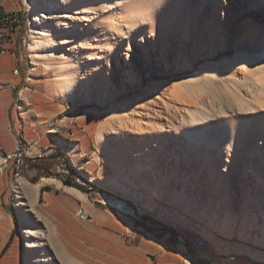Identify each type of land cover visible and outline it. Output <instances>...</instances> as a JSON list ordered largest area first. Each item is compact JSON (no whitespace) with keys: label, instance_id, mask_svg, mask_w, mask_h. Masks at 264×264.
Instances as JSON below:
<instances>
[{"label":"rangeland","instance_id":"rangeland-1","mask_svg":"<svg viewBox=\"0 0 264 264\" xmlns=\"http://www.w3.org/2000/svg\"><path fill=\"white\" fill-rule=\"evenodd\" d=\"M75 6L89 9L90 26L80 24L79 35L71 27L66 45L48 37L36 59L27 49L31 12L24 0L15 7L26 25L8 36L27 56L28 78L63 114L78 116L64 130L77 152L72 165H81L75 168L89 181L94 201H125L144 230L141 223L179 232V264H264V111L257 107L264 105V90L255 84L264 74V0H70L68 7ZM56 47L64 53L60 60L48 55ZM1 55L9 67L11 57ZM58 154L51 169L63 172L67 156ZM120 174L142 184L144 201L156 194L151 214L125 195ZM6 175L1 201L17 218L21 264L29 250L25 238L41 243L34 253H47L48 264H75L57 235L27 237L20 230L22 224L47 233L38 213L47 216L18 190L15 197L31 210L22 220ZM31 175L25 176L30 183ZM82 178L76 179L84 183ZM181 235H195L202 245L193 250L189 243L188 253Z\"/></svg>","mask_w":264,"mask_h":264},{"label":"crops","instance_id":"crops-1","mask_svg":"<svg viewBox=\"0 0 264 264\" xmlns=\"http://www.w3.org/2000/svg\"><path fill=\"white\" fill-rule=\"evenodd\" d=\"M7 1L0 0L4 12L19 9L15 7L19 0H14L10 7L5 6ZM8 47L13 53L1 56L11 57L9 67L0 60V153L12 152L19 136L28 154L40 155V159L48 158L53 163L61 153L74 164L72 158L77 156V152L69 144L73 141L66 137L69 132H65L64 127L78 116L70 118V113L63 114V110L59 109L61 105L40 90L34 79L28 78L27 56L11 43ZM17 66L19 74L15 75L13 70ZM52 155L56 157L51 158ZM7 169L0 176L1 190V178L5 173L10 182L9 190L15 181L10 174L11 163ZM30 172L34 175L36 170L26 168L21 175L25 178ZM45 177L41 176L35 183L37 188L33 204L53 224L63 249L75 264H179L183 245L173 241L168 229L146 231L140 224L135 225V221L142 222L135 215L118 213L109 207V203L94 202L91 191L79 190L83 195H78L66 189L72 186L63 184L57 178L54 179L59 185L44 182L41 179ZM79 208L88 215V221L75 215ZM13 216L9 203L1 201L0 264H21L20 237L14 230ZM135 234L139 236L136 241ZM175 235L180 234L177 232ZM181 236L191 241L186 235Z\"/></svg>","mask_w":264,"mask_h":264},{"label":"bare ground","instance_id":"bare-ground-1","mask_svg":"<svg viewBox=\"0 0 264 264\" xmlns=\"http://www.w3.org/2000/svg\"><path fill=\"white\" fill-rule=\"evenodd\" d=\"M57 0H24L26 3L29 11L31 12V23L28 28V35H29V41L27 49L30 53V57L33 59H36L38 56V53L36 52V48L38 45H45V39L48 37L50 40H55L56 42L60 43L61 45H66L71 41L70 38V28L72 27L74 30V34L79 35V26L80 24H84L86 26H90L91 21V12L89 9L81 8L79 6H75L74 9H71L68 7V4L70 3V0H58L60 3H55ZM46 19L45 24L42 23V20ZM53 20L55 22L54 25L49 24L48 20ZM38 25H41L40 28H38ZM86 33H95L94 30H91L90 27H86L84 29ZM36 33H38V37L40 38V42H35L34 37L36 36ZM67 47V46H66ZM82 48H89L87 45H82ZM264 54V49L261 51L260 55ZM49 56L52 60H60L63 56V50L61 47H56ZM32 67V66H31ZM68 68L71 72H74L76 70V64L70 63L68 65ZM261 68L264 69V66L261 64ZM34 70V68H31ZM255 84L259 85L264 90V74H258L255 77ZM54 87L56 89H60L61 85L56 83L54 84ZM264 98V94H263ZM257 107L260 111H264V105H262L261 102H258ZM156 124V123H155ZM161 128V126L154 125V129L158 130ZM113 130L111 123L108 125V131L111 132ZM17 140H21V138L18 136ZM100 142L104 143V139L102 137L99 138ZM1 150V148H0ZM170 153H173V150L170 151ZM145 161V160H144ZM11 163V159L9 158L8 154H2L0 153V175L3 170L6 169L7 166ZM63 172L66 174L68 173L67 169H63ZM129 175L133 176V172L129 171ZM125 177V175H119L120 180L123 182V192L126 196L132 198L134 205L138 207L139 211L141 213H147L151 214V212L154 211L153 206L151 205L150 201L153 199L154 194L151 192L150 195H148V199L144 201L142 198L141 190H142V184H138L135 182L132 177ZM13 177H15V181L11 186L10 189V196H11V203L15 206V208L19 211V213L22 214V220L29 219V215L27 211H31L30 208L22 207L24 205V202L18 200L15 197V194L18 192V190L22 191L27 198L29 199L30 203L33 204L35 199V189L37 188V184H33L28 182L25 178L21 176V173L13 174ZM44 182L49 183H57L59 185V182H57V179H54L53 177H45L41 179ZM58 187V186H57ZM69 189L72 193H76L78 195H83L79 191V189L75 187L66 188ZM119 193H121L120 188H116ZM180 194V193H179ZM95 202V201H94ZM177 204V201L175 202ZM110 204H119L122 207H126V212H128V215L132 214L134 212V209L127 205V203L122 200H114L110 201ZM130 207V208H129ZM82 209V208H81ZM131 209V211H130ZM40 219L44 222V225H46L47 233L43 232L42 230L31 226H24L21 224L20 230L24 233H26L27 237H30L31 235H36L39 238H45L48 235H50L51 239L55 238L56 233L54 230L53 224L47 219L45 216L41 215V213H38ZM27 222V221H26ZM195 239L199 240L200 238L197 236H194ZM41 243L37 241L36 239L32 238H25L24 239V246L28 247L29 250L27 253H24L25 258L23 259L24 264H30V261H40V264H48V260L51 258L47 253L43 255V257L35 256L34 253L35 247L40 245ZM28 255H31L32 257H28ZM186 264V263H185Z\"/></svg>","mask_w":264,"mask_h":264},{"label":"built area","instance_id":"built-area-1","mask_svg":"<svg viewBox=\"0 0 264 264\" xmlns=\"http://www.w3.org/2000/svg\"><path fill=\"white\" fill-rule=\"evenodd\" d=\"M20 12L21 9L19 8L8 12H3V15L1 16V20L5 23L6 22L9 23V26L0 28V54L11 53V52L13 53V51L8 47V45L12 41L11 36L9 37L8 35L9 33L16 31L17 26H19V24L17 25L15 24L19 23ZM13 73L15 75L19 74L18 66L15 67ZM1 152H2V148H1ZM3 154H8L9 158L11 159L10 174L22 173L23 169H26L30 166V162H33L41 157L40 155L28 154L25 148V143L22 140H16L14 150L12 152H7ZM109 206H112V208L119 213L128 214V212H126V207H122L119 204L114 205L109 203ZM75 215L80 219H82L83 221L89 220L88 215L81 208L77 209ZM200 245L202 244L199 242V240L195 238H193L190 241V247L193 250L199 248Z\"/></svg>","mask_w":264,"mask_h":264},{"label":"trees","instance_id":"trees-1","mask_svg":"<svg viewBox=\"0 0 264 264\" xmlns=\"http://www.w3.org/2000/svg\"><path fill=\"white\" fill-rule=\"evenodd\" d=\"M3 12L4 11L0 7V28L9 26V23H7V22L5 23V22H3L1 20V16L3 15ZM23 15H24V12L21 9V12H20V15H19V23L15 24V25L19 24L21 26V29H22L23 25L24 26L26 25V22L24 21ZM55 157H56V155H52L51 156V158H55ZM64 163H65V167L68 170L67 174L63 173V172H54V171H52V169H51L52 162H51V160H48V158L45 159V160L38 158L35 161L30 162V166L28 168L36 170L35 174L30 177L31 183H36L41 176H49V177H55V178L61 180L62 183L65 184V185H69V186L75 187V188H77V189H79V190H81L83 192H89L91 189H89L90 187H88V185H86V184H89V181L84 180L81 177V175L79 174V172L77 171L75 166H73L69 162L68 158H67V160H64ZM7 168H8V166L6 167L5 170L2 171V173L6 172L8 170ZM77 177H79V178L81 177L83 179V181H84V184L81 183L80 181H78L76 179ZM4 193H5V191L0 189V200H1V198H2ZM13 218H14V222H15L14 230H17V228H18L17 218H16L15 215L13 216ZM136 224H139L138 221H135V225ZM141 224L147 231H155L156 230L153 227L146 226L143 223H141ZM168 230H169V232L171 234V238H174L173 241L177 242V240L175 239V233L171 229H168ZM189 243L190 242H188V240L185 239V246L187 247V252L188 253L190 252ZM194 262H196L197 264H208L207 262L201 261V260H195Z\"/></svg>","mask_w":264,"mask_h":264},{"label":"water","instance_id":"water-1","mask_svg":"<svg viewBox=\"0 0 264 264\" xmlns=\"http://www.w3.org/2000/svg\"><path fill=\"white\" fill-rule=\"evenodd\" d=\"M20 245H21V241H20Z\"/></svg>","mask_w":264,"mask_h":264}]
</instances>
